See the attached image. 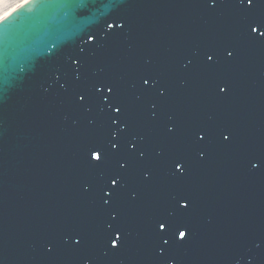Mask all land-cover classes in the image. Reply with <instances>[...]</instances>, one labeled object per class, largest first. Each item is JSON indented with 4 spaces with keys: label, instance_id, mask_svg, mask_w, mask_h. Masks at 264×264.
Masks as SVG:
<instances>
[{
    "label": "water",
    "instance_id": "obj_1",
    "mask_svg": "<svg viewBox=\"0 0 264 264\" xmlns=\"http://www.w3.org/2000/svg\"><path fill=\"white\" fill-rule=\"evenodd\" d=\"M89 7L96 19L88 30L101 39L105 31H116L115 25L107 29L101 23L102 31L95 26L109 12L127 16L131 26L128 35L109 41L89 62V81L120 78L123 95L134 100L141 91L139 77L160 71L171 91L162 119L173 115L178 137L192 122H224L235 128L243 147L264 151V44L236 45L233 66L223 70L233 91L222 100L208 97L198 73L175 71L182 60L191 58L193 49L233 41L226 10L221 17L208 15L197 0H115ZM69 13L64 0H45L25 5L0 24V53L5 61H16L25 51L38 54L18 86L0 97V264H83L63 250L55 256L46 253L43 242L63 234L69 225L97 223L82 187L86 153L81 145L106 132L107 126L95 108L83 113L64 102L58 95L59 84L45 91L50 71L62 67L87 40L68 28ZM181 79L186 81L183 87ZM99 95L111 93L102 88ZM89 119L96 120L95 129L89 127ZM133 121L151 146L150 159L157 147L165 152L184 150L179 139L169 144L153 127L146 102L136 108ZM148 170L154 184L133 209L136 238L115 256H104L107 245L94 241L85 254L90 264H153L147 217L167 199L172 181L166 166L151 169L150 164H142L133 166L134 189ZM182 179L195 204L190 216L193 236L187 244L179 242L173 264H230L235 245L245 235L264 232V173L242 170L233 152L209 147L202 159L192 154Z\"/></svg>",
    "mask_w": 264,
    "mask_h": 264
},
{
    "label": "snow or ice",
    "instance_id": "obj_2",
    "mask_svg": "<svg viewBox=\"0 0 264 264\" xmlns=\"http://www.w3.org/2000/svg\"><path fill=\"white\" fill-rule=\"evenodd\" d=\"M44 2L45 0H25L14 12L23 9L25 5ZM114 2L115 0H64L65 5L70 8L66 21L68 28L73 32L83 33L81 39L84 40L86 36L87 40H84L75 54L67 56L62 67L50 71L49 85L45 91L59 84L58 95L64 102L70 104L75 111L83 113H89L95 108L97 116L106 124L107 131L101 132L95 140H85L81 145L82 151L86 153L85 182L82 187L89 194L88 202L94 210L97 223L69 225L63 230V234L46 237L43 248L53 256L63 250L81 258L83 264H90L85 254L94 241L107 245L102 252L104 256H115L126 250L136 238L133 209L154 184L152 171H143L139 187L134 189L130 183L133 166L150 164L151 169L166 166L167 175L172 181L167 199L147 217L154 251L153 264H173L179 242L187 244L193 236L190 216L195 204L188 194L185 180L182 179L188 171L190 156L195 154L202 159L209 147L225 149L234 153L242 170L254 175L264 173V151L243 147L237 140L235 128L224 122H192L178 137L173 115H167L166 121L162 119L171 99V91L166 75L160 71L144 72L139 77L142 81L141 91L135 95L134 100L123 95L120 78L106 76L89 81L86 75L89 62L106 48L109 41H118L121 35H128L131 30L127 16L114 15L112 12L103 17L102 22L97 21L95 26L98 31H102L104 29L100 27L101 23L107 29H113L115 25L116 31H105V36L101 39L96 32L88 30L96 19L89 5L94 7L97 3ZM197 4L211 16L221 17L227 11L233 41H222L205 50L193 49L191 58L182 60L175 71L198 73L208 97L222 100L233 91L223 70L233 66L236 45H253L257 42L264 44V0H197ZM12 14L8 13L0 18V24ZM89 44L92 46L89 47ZM52 54L53 51H50L49 55ZM37 55L32 51H25L16 61L8 62L0 53V97L18 86ZM185 84L186 81L181 79V87ZM144 85L148 87L145 88ZM102 88L111 93V96L99 95ZM145 102L147 119L153 127L159 130L161 137L169 144H175L179 139L183 143V151L165 152L157 147L154 149V157L150 159L151 146L145 136L136 131L133 121L134 111ZM88 125L95 129L96 120L89 119ZM165 225L168 226L166 231ZM117 241H120L119 248ZM230 264H264V232L245 235L235 245Z\"/></svg>",
    "mask_w": 264,
    "mask_h": 264
},
{
    "label": "bare ground",
    "instance_id": "obj_3",
    "mask_svg": "<svg viewBox=\"0 0 264 264\" xmlns=\"http://www.w3.org/2000/svg\"><path fill=\"white\" fill-rule=\"evenodd\" d=\"M25 3V0H0V18H3L8 13H13L15 9L20 8Z\"/></svg>",
    "mask_w": 264,
    "mask_h": 264
},
{
    "label": "rangeland",
    "instance_id": "obj_4",
    "mask_svg": "<svg viewBox=\"0 0 264 264\" xmlns=\"http://www.w3.org/2000/svg\"><path fill=\"white\" fill-rule=\"evenodd\" d=\"M13 1H19V0H13Z\"/></svg>",
    "mask_w": 264,
    "mask_h": 264
}]
</instances>
